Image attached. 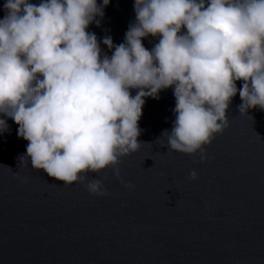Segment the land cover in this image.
<instances>
[{"label": "clouds", "instance_id": "clouds-1", "mask_svg": "<svg viewBox=\"0 0 264 264\" xmlns=\"http://www.w3.org/2000/svg\"><path fill=\"white\" fill-rule=\"evenodd\" d=\"M109 3L5 0L0 19V117L28 141L19 160L101 197L103 181L85 183L81 174L111 167L120 178L121 158L142 144L145 98L172 88L175 120L161 146L199 152L201 162L204 145L229 126L237 92L241 115L264 110V0H134L124 42L102 40L110 56L88 31ZM149 36L159 37L151 50L143 44ZM7 130L0 118V133Z\"/></svg>", "mask_w": 264, "mask_h": 264}, {"label": "water", "instance_id": "water-1", "mask_svg": "<svg viewBox=\"0 0 264 264\" xmlns=\"http://www.w3.org/2000/svg\"><path fill=\"white\" fill-rule=\"evenodd\" d=\"M133 6L134 0H110L99 26L89 25L103 53L112 54L105 36L124 42ZM158 41L149 36L143 44L151 50ZM241 103L237 92L229 126L204 145L201 162L199 152L161 146L175 120L172 88L145 98L142 144L121 158L120 178L111 167L81 174L85 183L103 181L102 197L20 161L28 141L12 119L0 117L8 124L0 133V264H264V110L241 115ZM193 170L198 177L190 180Z\"/></svg>", "mask_w": 264, "mask_h": 264}]
</instances>
